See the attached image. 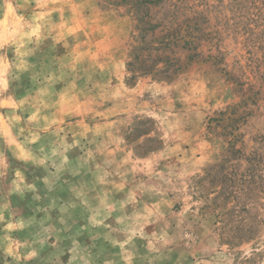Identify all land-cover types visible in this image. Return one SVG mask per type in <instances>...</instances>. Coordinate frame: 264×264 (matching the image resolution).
<instances>
[{
	"label": "rangeland",
	"instance_id": "rangeland-1",
	"mask_svg": "<svg viewBox=\"0 0 264 264\" xmlns=\"http://www.w3.org/2000/svg\"><path fill=\"white\" fill-rule=\"evenodd\" d=\"M0 264H264V0H0Z\"/></svg>",
	"mask_w": 264,
	"mask_h": 264
}]
</instances>
